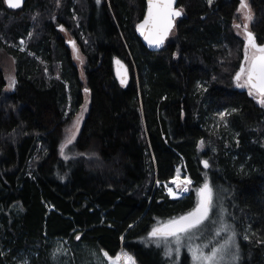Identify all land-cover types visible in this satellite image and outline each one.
Here are the masks:
<instances>
[{
    "label": "trees",
    "instance_id": "1",
    "mask_svg": "<svg viewBox=\"0 0 264 264\" xmlns=\"http://www.w3.org/2000/svg\"><path fill=\"white\" fill-rule=\"evenodd\" d=\"M240 2L178 0L182 14L154 52L135 33L144 0H0V53L16 68L6 91L0 67V264H108L121 250L170 264L140 238L193 209L206 181L247 231L240 264H264V104L233 81L245 56ZM248 3L262 44L264 0ZM84 89L88 112L63 158ZM179 166L192 184L171 199L163 182Z\"/></svg>",
    "mask_w": 264,
    "mask_h": 264
},
{
    "label": "rangeland",
    "instance_id": "2",
    "mask_svg": "<svg viewBox=\"0 0 264 264\" xmlns=\"http://www.w3.org/2000/svg\"><path fill=\"white\" fill-rule=\"evenodd\" d=\"M53 1L55 3L59 2V0H53ZM100 2L101 0H99L97 4H100ZM247 4L249 6L248 0H247ZM98 6L100 7V5ZM239 14L240 16L236 21L234 29L237 35L240 36L244 42V39L246 38L244 26L245 24H247V30H250L249 28L250 21L245 19L244 13L242 11H239ZM24 46H25L24 39L19 38L18 40L19 49L25 50ZM243 50L245 53V48ZM253 52L254 49H252L249 46L248 55L250 57L253 54ZM71 54H72V58L75 60V63L79 65V67L83 68L86 62L85 55L79 53L78 49L75 46H73V50ZM243 65L247 67V65L245 64V60L243 61ZM0 67L3 70L6 79L5 90L11 91L14 85L13 78H14V82L16 79V68H15L14 58L8 54L0 53ZM233 81L235 86H237V83H240V85H244L243 86L244 88L247 87L245 77H242L239 82L236 79H234ZM89 102H90V94L88 91L84 89L81 94L80 104L77 106V108L74 111L72 123L68 130V138L66 142L62 145L63 147H61V155L63 158H68L67 155V145L69 144L68 140L70 137L75 138V135L77 134L84 120V117L88 112ZM222 114H223L222 111L218 113V115H222ZM77 121H78V127L76 126ZM74 138L72 140H74ZM202 148L204 149V147ZM178 170L179 172L178 171L176 172V175L174 176L173 180L171 182H166L167 188L169 186H174L175 182L177 180H180L182 184L178 186V191L187 189L186 194H188L192 181L189 178V176H187V174L185 173L184 167L179 166ZM188 181H190V183ZM208 184L211 186L213 190L212 205L208 217L196 229H192L189 233H180L179 245H177L176 237L150 236L149 234L152 231L148 235L141 237L140 242L145 246L151 245L161 248V250L163 251V255L169 259L170 264H184V263L197 264V262L193 260L191 249L195 248L196 246H199L200 249H202L205 253H210L212 248L222 245L226 239L232 236V233H235V236L232 238V244L229 246L228 254L225 257V261L223 262V264H240L241 250L239 245V239H241L242 237L245 239L247 231L243 230L242 227L240 226V223L238 222V220H240V216L238 215V213L235 212L233 208L228 206L227 195H225V193H223L221 190L214 188L209 182ZM200 187H197L195 189V192L197 194V201H198V192H199L198 190L200 189ZM164 188L166 190L165 186ZM175 188L176 187H174V189ZM162 224L163 223H160L156 227ZM237 247H238V253H237ZM123 254H127L133 257L130 253L121 250L115 257H112V259L108 258V264H113V260L118 255L122 257L121 260L119 261V264H126L125 260L123 259ZM184 255L187 256L185 260H183ZM233 255H238L239 259L233 261L232 260ZM135 264H139V263H137L135 260Z\"/></svg>",
    "mask_w": 264,
    "mask_h": 264
},
{
    "label": "snow or ice",
    "instance_id": "3",
    "mask_svg": "<svg viewBox=\"0 0 264 264\" xmlns=\"http://www.w3.org/2000/svg\"><path fill=\"white\" fill-rule=\"evenodd\" d=\"M11 7L16 8L20 7V0L13 3L12 0H8ZM99 2V0H97ZM209 3L212 0H208ZM173 0H156L154 3L153 0H149V11L148 16L145 17V20L142 24L138 25L141 30H145L148 27L153 25L156 26L157 31L154 36L146 35V39H149V43L161 44L165 36L168 34L169 30L173 27V18L180 16L182 10H174L172 7ZM238 11L244 13L245 19L248 21L252 20L251 10L247 4V0H241L240 8ZM245 33L247 44L245 46V64L241 66L240 71L236 73V80L239 82L242 77L246 78V84L249 87V94H253V90L260 96V103L264 104V45H257L255 43L254 35L247 30V24H245ZM31 35V34H29ZM254 49L251 57L248 55V47ZM14 83V78H13ZM123 83V81H122ZM243 87L244 85H240ZM87 91V90H86ZM78 127V121L77 125ZM74 137H70L68 143H71V140ZM203 143V142H201ZM63 147V146H62ZM207 166V161L204 162ZM179 172V170H177ZM190 183V181H188ZM200 201L197 206L189 213L184 216L179 217L178 219L169 221L163 227H154L150 236H163L176 237L177 245L180 243V233H189L192 229H196L200 226L204 220L207 219L208 213L211 210L213 190L211 186L206 181L202 188L199 190ZM235 236V233H232V236L224 241V243L218 247L212 248L210 253H205L199 246L191 249L193 260L197 264H223L225 257L228 254L229 246L232 244V238ZM80 237H77L79 239ZM247 239V237H245ZM238 253V247H237ZM107 256V253H105ZM121 256H117L113 260V264H119ZM109 259H112L109 257ZM123 259L126 264H135V259L127 254H123ZM239 259L238 255H233L232 260L236 261Z\"/></svg>",
    "mask_w": 264,
    "mask_h": 264
},
{
    "label": "water",
    "instance_id": "4",
    "mask_svg": "<svg viewBox=\"0 0 264 264\" xmlns=\"http://www.w3.org/2000/svg\"><path fill=\"white\" fill-rule=\"evenodd\" d=\"M26 1H27V0H20V7H16V8L11 7L10 4H9V2H8V0H4V3H5V5H6L9 9H18V8H21V7L25 4ZM12 2L15 3V2H17V0H12ZM144 2H145V9H144V12H143V15H142L141 19H140V20L137 22V24L135 25V33H136L137 37L140 39V41L142 42L143 46H144L146 49H148L149 51H154V52H156V51L160 50V49L164 46V44H165V42H166V40H167V38H168V36H169L171 30H172L173 27H174L175 19H176L178 16H176V17L173 18V27L169 30L168 34L165 36V38H164V40H163V43H161V44H159V45L154 44V43H149V39H146V35H152V36H154V35L156 34L157 28H156L155 25H153V26H151V27H148V28H146L145 30H141V29L138 27V25H140V24H142V23L144 22L145 17L148 16V11H149V0H144ZM153 2L155 3L156 0H153ZM177 3H178V0H173L172 7H173L174 10H179L178 7H177ZM248 31H250V30H248ZM250 32H251V31H250ZM251 33H252V32H251ZM252 34H253V33H252ZM255 43H256L257 45H264V43L259 44V43H257L256 41H255ZM246 44H247V39L245 38V39H244V47L246 46ZM243 59H244V58H243ZM243 61H244V60H243ZM243 61H242V64L239 66L238 70L236 71V73L240 71V68H241V66L243 65ZM112 66H113V71H114L115 77H116V79L118 80V82H119L120 84H125V83H127V81L129 80V69H128L127 64H126L123 60H121L120 58H117V57H116V58H114V59L112 60ZM236 73H235V75H234V79H236V78H235V77H236ZM122 81H123V83H122ZM245 81H246V78H245ZM247 86H248V85H247ZM248 88H249V87H248ZM247 91H249V89H248ZM254 91H255V90H254ZM258 100H260V98H259ZM204 162H205V161H203V164H204ZM204 165H205V164H204ZM203 185H204V184H203ZM203 185H202L200 188H202ZM200 198H201V197H200V193L198 192V201H197L196 205L194 206V208H195V207L197 206V204L199 203ZM194 208H193V209H194ZM193 209H191L189 212H191ZM189 212H187V213H189ZM187 213H185V214H183V215H181V216H184V215H186ZM208 214H209V213H208ZM181 216H179V217H181ZM179 217H177V218H175V219H178ZM175 219H172V220H175ZM170 221H171V220H170ZM168 222H169V221L163 223L162 225H160V226H158V227H163V226L166 225Z\"/></svg>",
    "mask_w": 264,
    "mask_h": 264
},
{
    "label": "built area",
    "instance_id": "5",
    "mask_svg": "<svg viewBox=\"0 0 264 264\" xmlns=\"http://www.w3.org/2000/svg\"><path fill=\"white\" fill-rule=\"evenodd\" d=\"M173 180V178L170 179V182ZM164 186L166 187V193L170 196V198L172 199H179L181 198L183 195H185L187 193V189L184 190H179L178 191V186L180 184H182V182L180 180H177L174 184V186H169L167 188L166 182H163ZM174 187H176L174 189Z\"/></svg>",
    "mask_w": 264,
    "mask_h": 264
},
{
    "label": "flooded vegetation",
    "instance_id": "6",
    "mask_svg": "<svg viewBox=\"0 0 264 264\" xmlns=\"http://www.w3.org/2000/svg\"><path fill=\"white\" fill-rule=\"evenodd\" d=\"M237 86H240V83H237Z\"/></svg>",
    "mask_w": 264,
    "mask_h": 264
}]
</instances>
